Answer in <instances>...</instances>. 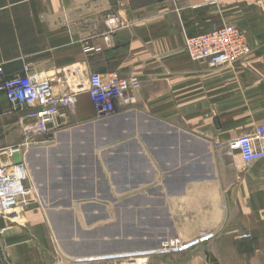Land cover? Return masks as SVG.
I'll return each mask as SVG.
<instances>
[{
    "label": "crops",
    "instance_id": "1",
    "mask_svg": "<svg viewBox=\"0 0 264 264\" xmlns=\"http://www.w3.org/2000/svg\"><path fill=\"white\" fill-rule=\"evenodd\" d=\"M227 23L251 55L212 67L183 51L187 36ZM0 65L6 77L82 68L136 81L135 103L96 125L81 124L97 111L82 91L67 119L80 124L53 140H27L23 110L0 92V150L18 148L8 161H26L46 199L0 216V264H75L168 237L196 242L150 264H209L206 250L218 264H264V159L228 151L264 124L258 0H0Z\"/></svg>",
    "mask_w": 264,
    "mask_h": 264
},
{
    "label": "built area",
    "instance_id": "2",
    "mask_svg": "<svg viewBox=\"0 0 264 264\" xmlns=\"http://www.w3.org/2000/svg\"><path fill=\"white\" fill-rule=\"evenodd\" d=\"M258 2L264 10V0ZM108 21L112 27L120 26L116 15L111 16ZM93 49L91 46L85 47V51ZM183 51L192 60L205 61L209 66L215 67L244 59L251 55L253 48L245 30L234 23H227L187 36ZM135 83V80L123 77L117 72H90L87 84H80L77 91H72L67 87L59 88L57 77L32 71L29 67H26L23 73L6 77L4 68L0 65V92L5 94L14 110H23L20 120L27 140L37 135L57 133L76 106L82 90L88 93L98 113L111 115L120 107L134 103ZM17 151L18 148L0 150V216L8 215L11 211L35 201L28 195L31 189L29 166L26 161H8ZM228 151H237L246 164L264 159V124L257 125L250 133L238 134L229 140ZM250 236L247 232L240 234V237ZM195 242H185L179 237H172L162 241L160 247L155 250L163 254L179 253ZM146 252L149 253L146 254V264H150L153 250ZM93 258L99 259L85 262L128 264V261H124L127 257L116 255L109 257L107 254ZM134 263L131 259L129 264Z\"/></svg>",
    "mask_w": 264,
    "mask_h": 264
},
{
    "label": "rangeland",
    "instance_id": "3",
    "mask_svg": "<svg viewBox=\"0 0 264 264\" xmlns=\"http://www.w3.org/2000/svg\"><path fill=\"white\" fill-rule=\"evenodd\" d=\"M32 71H34V70H32ZM35 72H37V71H35ZM39 73H42V72H39ZM89 73H90L89 71H87L85 69H82V68H79V69H74V70H57V71H54L52 73H48V74L42 73V74L49 75V76L53 75V76L57 77V80H58V83H59L58 87L61 88V89L67 87L68 89H70L72 91H77L78 87H80L79 86L80 84H83V85L87 84ZM82 91H84V90H82ZM80 94H81V92H80ZM79 95H78V102H77L76 106L73 109H76V107H77V105L79 103ZM135 101H134V103H135ZM134 103H131L130 105H132ZM113 114H111V115H113ZM111 115H102V114H100V113H98L96 111L95 116L88 117V118L82 120L81 124L96 125L97 122H95V120L104 119L106 117H110ZM67 121L63 124V127L65 126L66 128H69V127H71L73 125L80 124V123H77V121L76 122L75 121H71V119H69ZM56 135H57V133H54V134L50 135L49 136L50 140L55 139ZM88 137L97 140L96 137H98V135L96 133L95 134L89 133ZM29 187H30L31 191L28 192V195H29L30 198L34 199L35 201L29 202L27 205H24L22 208L31 206L32 204H39V205L45 204L46 203V199L41 193L42 191H41L40 185L36 181H34L31 177H30V181H29ZM13 212L14 211H11L10 214L5 215V216H10V215H12ZM168 238H172V237H168ZM168 238H165L162 241H164V240H166ZM159 255H163V253L153 254V259L155 257L159 256ZM63 258H65L64 255H59V256L57 255V259H58L57 261H59L58 264H62L61 261H63ZM72 262L75 263V264H87L85 261L82 262V261H79V260L77 262L73 260ZM161 263H165V262H161Z\"/></svg>",
    "mask_w": 264,
    "mask_h": 264
},
{
    "label": "bare ground",
    "instance_id": "4",
    "mask_svg": "<svg viewBox=\"0 0 264 264\" xmlns=\"http://www.w3.org/2000/svg\"><path fill=\"white\" fill-rule=\"evenodd\" d=\"M155 253H158V251L153 249V254H155ZM146 254H149V253L148 252L145 253V251H141V252L134 251V252H123V253H116V254L111 253L108 255H109V257H113V255H116L117 257H127L126 260H124V261H128V264L131 262V259H133V261L135 262L134 264H146ZM128 257H132V258L130 259ZM93 259H99V258H93V257L89 256V257L81 258L79 260L90 261Z\"/></svg>",
    "mask_w": 264,
    "mask_h": 264
},
{
    "label": "water",
    "instance_id": "5",
    "mask_svg": "<svg viewBox=\"0 0 264 264\" xmlns=\"http://www.w3.org/2000/svg\"><path fill=\"white\" fill-rule=\"evenodd\" d=\"M205 254H206L207 261L209 262V264H218L216 257L209 250H206Z\"/></svg>",
    "mask_w": 264,
    "mask_h": 264
}]
</instances>
